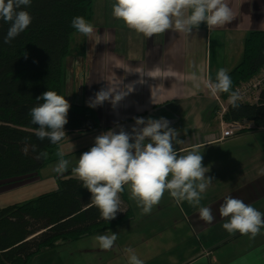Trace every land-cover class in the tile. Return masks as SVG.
<instances>
[{
    "label": "crops",
    "instance_id": "0c3cea01",
    "mask_svg": "<svg viewBox=\"0 0 264 264\" xmlns=\"http://www.w3.org/2000/svg\"><path fill=\"white\" fill-rule=\"evenodd\" d=\"M114 3L115 0H104L101 8L105 17L114 18ZM225 3L234 14L230 23L209 29L206 22H202L190 33L168 30L147 38L128 28L122 20L113 19V25L100 31L98 36L101 53L89 68L87 89L84 87L78 97H71L88 104L86 102L101 88L127 90L131 87L115 108L108 101L93 107L101 126L104 124L102 132L109 129L118 132L120 126L131 131L134 117H164L182 140L174 144L178 153L187 154L193 148L201 152L202 163L209 168L205 176L214 178L201 200V206L212 209L215 217L212 223L200 218L198 207L187 201L178 204L167 191L150 214H142L141 208L130 198V187L125 185L134 215L125 222L127 228L122 238L126 242L132 236L141 240L178 242L177 248L182 251L169 253V259L173 255L186 256L181 264H264V227L255 238L239 232L229 234L222 227L229 218L219 213L227 196L239 198L264 213V175L259 174L264 169V137L258 135L264 128L226 137L221 135L219 118L214 113L215 96H211L207 88L209 78L214 81L219 68L229 71L240 61L246 34L251 30H264V0H225ZM95 30V36L88 38H96ZM225 33L233 43L229 46L231 52L227 53L223 51L228 47ZM101 34H104L103 40ZM131 41L134 47L128 53ZM119 42L125 43V49L118 48ZM86 44L94 43H88L87 39ZM93 145L71 149L69 157H78ZM37 182L33 180L22 187L33 186L34 192ZM137 228L139 231H132ZM121 251L128 257L125 249ZM156 252L150 250L151 256Z\"/></svg>",
    "mask_w": 264,
    "mask_h": 264
},
{
    "label": "trees",
    "instance_id": "16d2710c",
    "mask_svg": "<svg viewBox=\"0 0 264 264\" xmlns=\"http://www.w3.org/2000/svg\"><path fill=\"white\" fill-rule=\"evenodd\" d=\"M93 0H32L26 10L32 16L27 29L10 44L3 42L10 23L0 19V191L38 180L41 168L58 159L61 143L40 141L29 111L42 103L36 97L47 90L64 96V59L70 53V37L78 33L71 21L82 16L90 22ZM241 59L228 71L232 90L261 77L264 71V30H251L243 40ZM215 81V79H214ZM221 100L230 93H218ZM65 133H84L99 129L97 111L88 104L69 101ZM226 104L222 119L242 122L241 131L264 128V87L256 102ZM46 151V159H35ZM28 147L27 154L23 149ZM75 167V166H74ZM73 168V167H72ZM69 168L56 176V187L24 201L0 206V264H31L39 253L54 249L59 241H77L107 231L133 218V209L124 190L121 209L114 219L105 221L91 203V192Z\"/></svg>",
    "mask_w": 264,
    "mask_h": 264
},
{
    "label": "clouds",
    "instance_id": "9594fccd",
    "mask_svg": "<svg viewBox=\"0 0 264 264\" xmlns=\"http://www.w3.org/2000/svg\"><path fill=\"white\" fill-rule=\"evenodd\" d=\"M32 0H0V19L10 23L3 38L10 44L24 32L32 22L26 10ZM112 15L122 20L126 26L150 38L168 30L190 33L206 22L209 29L224 26L234 19L232 9L225 0H115ZM71 26L80 34L91 36L93 25L82 16H75ZM232 79L225 68H219L215 81L209 78L207 88L211 96L230 93L229 103L239 107L240 95L232 90ZM127 88H101L89 99V106L103 105L105 101L115 108L131 91ZM42 103L30 109L31 122L38 125L35 135L40 141L47 139L52 144L60 143L66 136L64 126L68 123L70 103L54 90H47L36 97ZM131 131L120 126L118 132L109 129L95 137L94 145L78 158L72 173L82 181V186L91 194V203L100 211L101 219H114L117 211H122L120 193L125 185L130 187L131 199L141 208L142 214H150L167 191L179 204L187 201L199 208L200 218L212 223L215 217L210 207L201 206L202 194L210 186L212 177H206L209 168L204 166L203 156L198 148L187 154L178 153L174 144L182 143L176 129L170 122L160 117H134ZM35 159H46V151H37ZM27 154L28 147L23 149ZM60 158L54 168L57 174L68 170L69 161L65 152H57ZM264 175V169L260 170ZM221 217L229 218L222 227L229 233L239 232L255 238L264 227V213L246 204L239 198L227 196L219 208ZM103 250H110L117 240L116 233L101 234L96 237ZM128 264H144L131 248L125 249Z\"/></svg>",
    "mask_w": 264,
    "mask_h": 264
},
{
    "label": "rangeland",
    "instance_id": "374dc122",
    "mask_svg": "<svg viewBox=\"0 0 264 264\" xmlns=\"http://www.w3.org/2000/svg\"><path fill=\"white\" fill-rule=\"evenodd\" d=\"M103 4L104 0H93V16L91 17L89 23H91L93 25V28L96 29V38H88L80 33L73 34L70 37V44L68 45L70 46V53L67 57H65L63 63L65 67V87L63 95L68 101L76 102L71 97H74V95L78 97L80 90L83 91L84 87L85 89H87L90 80L88 78L90 72L89 68L94 65V62L98 60V56L101 53L98 45V36L100 34V31L107 30L110 25H113L112 20L115 18H109L103 15V8H101ZM93 33L91 36H95V33L94 35ZM223 36L228 42L225 45L228 47L223 51L227 53L229 50L231 52L232 49L229 46H233V43L230 39H228L229 34L225 33ZM103 37L104 34H101L102 40ZM87 39L88 43L90 41H93L94 44L87 45ZM118 44L119 49H125L126 45L124 42H119ZM133 47L134 45L132 41L129 42L130 50L128 53H131L130 51H132ZM215 100L217 105L214 113L219 118L220 122L222 121L220 117V105L224 106L226 101L221 100L219 96L218 98H216L215 96ZM103 128L104 124H102V126L95 131L91 130V132L84 133L72 132L65 136V138L60 142L61 144L57 152L60 150H63L65 152L64 159L69 161L68 169L72 168L80 157H75V155L70 158V150L80 149L85 145L88 146L94 144L95 137L101 134ZM221 128L222 130L224 129L223 125H221ZM238 132H235L234 134H238ZM258 135L259 137H264V131L259 133ZM58 160L49 163L45 167L41 168L38 173L39 178L38 180H36L38 182L35 185L34 192L33 186L22 187L21 184L15 186V189L7 188L0 192V203L8 204L9 202L11 203L14 201L28 200L34 197L36 193L55 188L57 180L56 176H58L59 174L54 171V168ZM124 224L126 223H123L122 225ZM126 228L127 225H120V227L118 226L107 231L94 233L85 237L84 239H80V241H59V244L54 249L36 255L32 259L31 264H128V257L121 251L127 248L133 249L138 258L144 261V264H181L185 261L184 259H187L186 256L177 255H173V257L169 259V253L180 254V252L182 251L180 250V248H177L179 247L178 245H180L178 244V242L175 244V242L167 243L164 242V240H141L135 236L127 239L128 242H126L122 238L124 237L123 233H125L124 231ZM140 229L142 230V228ZM132 231H139V228ZM112 232L116 233L117 235V240L115 241L113 247L110 250L101 249L98 241L96 240V237L101 234H111ZM164 243H166L167 245H164ZM150 250H156V255L151 256ZM231 259H233V257H231ZM169 260H171L172 262H169Z\"/></svg>",
    "mask_w": 264,
    "mask_h": 264
},
{
    "label": "built area",
    "instance_id": "2783aa9c",
    "mask_svg": "<svg viewBox=\"0 0 264 264\" xmlns=\"http://www.w3.org/2000/svg\"><path fill=\"white\" fill-rule=\"evenodd\" d=\"M261 77H257L253 79L250 82H245L239 86H236L234 91L238 92L240 95V100L241 102H256L258 98V90L262 87H264V71L261 73ZM218 94L216 95V98H218ZM227 102H229V99H227ZM224 106H221L220 110V117L222 119V115L225 112L226 109V104ZM220 124L223 125V130H222V135L227 136V135H232L235 132L240 131L241 129L245 128V124L242 122H226L222 119L220 121ZM219 124V125H220Z\"/></svg>",
    "mask_w": 264,
    "mask_h": 264
}]
</instances>
